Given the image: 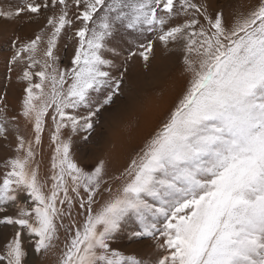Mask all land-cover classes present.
Wrapping results in <instances>:
<instances>
[{
	"label": "snow or ice",
	"instance_id": "snow-or-ice-1",
	"mask_svg": "<svg viewBox=\"0 0 264 264\" xmlns=\"http://www.w3.org/2000/svg\"><path fill=\"white\" fill-rule=\"evenodd\" d=\"M24 13L46 24L11 45L8 72L26 62L25 134L0 93V139L16 140L0 165V226L13 230L0 264H26L28 243L53 264H264V0H23L0 18ZM66 31L76 47L61 67ZM157 44L181 54L184 91L122 170L109 175L111 153L86 170L73 137L94 142L103 114L129 100L130 64L149 70ZM48 119L50 183L36 160ZM121 238L156 254H125Z\"/></svg>",
	"mask_w": 264,
	"mask_h": 264
},
{
	"label": "rangeland",
	"instance_id": "rangeland-1",
	"mask_svg": "<svg viewBox=\"0 0 264 264\" xmlns=\"http://www.w3.org/2000/svg\"><path fill=\"white\" fill-rule=\"evenodd\" d=\"M22 2L23 0H0V9L14 10L19 7ZM37 2H39V0H37ZM248 2L255 3V0H248ZM33 17L34 14L24 13L14 20L0 18V93H4L6 87L4 99L8 105L7 114L9 117L17 116L20 118L19 113L24 97V88L26 87V82L18 79L22 74L23 68L26 66V62L25 64L12 66V72H8L9 61L14 53V49L11 45L16 37L19 38L18 43L22 44L35 39V37L41 33V30L45 27L46 18L41 17L35 19ZM75 27H79V24L75 25ZM46 36L47 33H45V39ZM75 47L76 39L73 37L72 33L66 31L62 34L57 45V54L60 56L59 63L61 67L71 66V59L74 56ZM45 48L46 43H41L39 51L37 52L38 57H43ZM164 56L165 51L157 44L155 46V60L152 61L149 70L144 68L143 62L140 59H134L129 66V73L127 74L128 88L126 90L130 91L129 100L127 102L118 100L114 108L109 109L103 114L101 117V125L97 128L92 144H81L79 136L73 137V158L81 167L86 170L91 169L98 159L105 156L106 153L112 152V149H114L113 146H119L115 144V142L121 137L120 134L124 133L123 138H125L126 142L129 140L128 144H130L127 157H119L113 160L112 158H114V156H110L108 163L109 175L118 173L127 165L134 152L143 147L145 140L158 129L161 122L167 117L180 94L184 91L189 77L183 71L182 58L179 52L170 53V55L165 58L168 59L166 63H163L162 58ZM32 71H39V66L32 69ZM9 75L11 76L10 81L8 80ZM165 79L167 81H163ZM34 82H39V78L34 77ZM166 84L173 85L172 88L175 94L171 96L170 99L165 97L167 95H163V99H161V94H158L157 90H160L161 87ZM133 97L136 99L134 100ZM143 99L150 101L152 110L148 113H145L141 109L138 102ZM22 121H24L23 117L21 121L18 119L17 122L20 126L21 134H25L27 129L23 128L25 122ZM51 130L52 122L48 119L45 131L42 134L39 152L36 157L39 164L40 176L42 179L48 181L52 173L51 165L54 153V145H52L50 137ZM15 144L14 132H10L8 142L0 139V165H2L6 159L15 155L13 151ZM47 171L49 172L48 174L45 173ZM2 172L3 169L0 167V173ZM98 199L101 200V202L107 199V193H105L103 197H98ZM98 206L99 205H96L94 207ZM134 223V220H129V226H133ZM5 232H7L6 234L9 236L13 234L11 227L0 226V235L3 236ZM2 236H0V249H2L6 243L5 237ZM60 236L61 240H63L65 233L62 229L60 231ZM24 239L27 238L24 237ZM25 247L28 252L26 264H53V259L51 258L44 261L39 260L30 243L26 244ZM113 247L125 254H135L138 258H142L146 261L152 260L156 254L154 249L131 243L124 238L115 242Z\"/></svg>",
	"mask_w": 264,
	"mask_h": 264
},
{
	"label": "bare ground",
	"instance_id": "bare-ground-1",
	"mask_svg": "<svg viewBox=\"0 0 264 264\" xmlns=\"http://www.w3.org/2000/svg\"><path fill=\"white\" fill-rule=\"evenodd\" d=\"M158 51V50H157ZM168 55H170V53H165V56L162 58L163 59V63H166L167 61H168V59H165L166 57H168ZM163 81H167L166 79L165 80H163ZM173 87V85H171V84H166L165 86H162L161 87V89L160 90H157V92H158V94H161V93H163V95H167V96H165V97H167V99H170L171 98V96H173L175 93H174V89L172 88ZM22 120V117H20L19 118V121H21ZM22 122H25V121H22ZM24 127V129H30L31 128V125H26V122H25V124L23 125ZM22 128V129H23ZM121 135V137L120 138H118L117 140H116V142H115V144H118L119 146H115L114 147V149H112V152H111V157H113L114 156V158H112L113 160H116V159H118L119 157L120 158H124V157H127V153H128V149H129V147H130V144H128V142H129V140H128V142H126L125 141V138H123L124 137V133H122V134H120ZM111 145V144H110ZM110 147V146H109ZM109 149V148H108ZM105 151H107V150H105ZM110 151H111V149H110ZM114 154V155H113ZM48 157H50V156H48ZM47 157V158H48ZM49 159V158H48ZM46 174H48L49 172L47 171V172H45ZM48 177V176H47ZM50 181V180H49ZM50 183V182H49ZM2 233V232H1ZM7 232H5L4 234H3V236L2 235H0V236H2V237H5V240L7 241V240H9L10 238H11V236L12 235H8V234H6Z\"/></svg>",
	"mask_w": 264,
	"mask_h": 264
}]
</instances>
